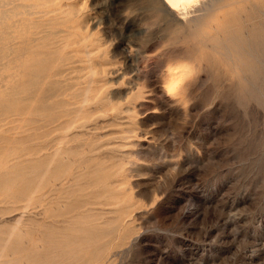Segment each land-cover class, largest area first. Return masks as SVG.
Returning <instances> with one entry per match:
<instances>
[{
  "label": "rangeland",
  "instance_id": "374dc122",
  "mask_svg": "<svg viewBox=\"0 0 264 264\" xmlns=\"http://www.w3.org/2000/svg\"><path fill=\"white\" fill-rule=\"evenodd\" d=\"M76 1L105 49L108 94L128 109L114 118L130 121L112 154L133 204L95 264H264V3L217 10L236 13L238 44H193L152 0ZM182 64L191 72L165 93L167 69ZM42 208L24 210L22 232L43 236ZM12 213H0V234Z\"/></svg>",
  "mask_w": 264,
  "mask_h": 264
},
{
  "label": "bare ground",
  "instance_id": "6f19581e",
  "mask_svg": "<svg viewBox=\"0 0 264 264\" xmlns=\"http://www.w3.org/2000/svg\"><path fill=\"white\" fill-rule=\"evenodd\" d=\"M152 1L186 28L185 41L238 44L236 13L221 21L216 12L240 0H173L176 8ZM82 16L76 0H0V213L19 215L0 234V264H95L100 242L133 204L112 154L130 124L114 117L128 109L108 94L105 49L83 29ZM167 70L164 91L174 95L191 68ZM26 140L33 141L28 155L10 157ZM36 203L43 205L40 237L19 226Z\"/></svg>",
  "mask_w": 264,
  "mask_h": 264
},
{
  "label": "snow or ice",
  "instance_id": "6c2138e0",
  "mask_svg": "<svg viewBox=\"0 0 264 264\" xmlns=\"http://www.w3.org/2000/svg\"><path fill=\"white\" fill-rule=\"evenodd\" d=\"M167 3H168V5H170L172 8H176V7H177V5H176L175 3H173V0H167ZM170 91H171V89H170Z\"/></svg>",
  "mask_w": 264,
  "mask_h": 264
}]
</instances>
